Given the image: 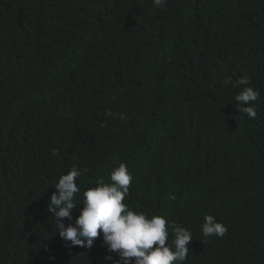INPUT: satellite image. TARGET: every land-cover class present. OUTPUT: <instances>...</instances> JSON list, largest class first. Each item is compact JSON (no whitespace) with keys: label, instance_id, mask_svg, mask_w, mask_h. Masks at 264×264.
<instances>
[{"label":"trees","instance_id":"1","mask_svg":"<svg viewBox=\"0 0 264 264\" xmlns=\"http://www.w3.org/2000/svg\"><path fill=\"white\" fill-rule=\"evenodd\" d=\"M3 1L15 39L0 45V264L119 259L107 246L72 252L66 242L64 249L47 207L53 182L96 149L109 150L97 166L80 167L89 170L76 178L82 190L99 178L107 183L110 170L123 163L133 177L124 200L132 209L191 227L212 209L243 242L258 245L257 264H264V218L249 216L253 200L264 203L262 165L243 166L238 179L220 186L203 165L183 167L169 156L170 135L178 134L174 117L190 132L200 125L217 132V115L228 120L218 113L245 86L233 88L225 79L251 77L264 129V11L246 22L238 18L245 0H170L148 15L115 0ZM104 51L116 55L100 59ZM143 141L155 148L157 160ZM138 171L149 173L139 178ZM205 191L215 193L197 200ZM161 194L168 205L153 206L154 198L145 197ZM71 214L66 226L80 209ZM204 254L195 247L182 264H241L222 251Z\"/></svg>","mask_w":264,"mask_h":264},{"label":"clouds","instance_id":"2","mask_svg":"<svg viewBox=\"0 0 264 264\" xmlns=\"http://www.w3.org/2000/svg\"><path fill=\"white\" fill-rule=\"evenodd\" d=\"M169 1L115 0L122 6L127 4L134 6L144 15L150 14L154 7L164 9ZM245 1L248 7L238 16L239 19L248 22L264 11V5L259 0ZM257 7L262 8L257 9ZM206 8L194 12L193 17L198 18ZM11 26L13 20L10 23L5 3L1 0L0 45H6L9 39H15ZM247 51L251 52L250 47H247ZM104 52L99 57L103 60L105 58L106 61L116 55L113 52ZM80 56L87 57L84 54ZM224 56L232 59L226 53ZM250 57L252 55L248 58ZM87 58L92 59V57ZM229 83L233 88L241 85L245 87L223 105L218 113L228 116V120L224 122L217 115L219 131L214 132L215 127L210 131L206 125H200L195 131L190 132L185 121L174 117L178 134L170 135L171 140L174 141L169 152L172 161L187 168L203 165L210 171L212 177L220 180V186L225 180L238 179L239 171L243 166L254 169L261 164L264 169V129L260 126L263 106L260 103V91L254 84L256 90L249 86L251 77L247 74L238 77L234 82L230 78L225 79L224 84ZM166 112L170 114L167 109ZM141 146L157 160L156 150L148 141ZM108 150L91 151L77 168L73 167L66 174H62L46 192L45 196L50 197L47 207L55 219L54 228L59 233L58 242L64 249L67 250L66 242L72 252L91 253L99 248L104 251L107 246L109 252H115L119 256L118 260H114L111 255L105 257L106 260L112 261V264H182L195 247H202L205 250L204 255L208 252L222 251L227 254L226 260L239 256L241 264H257L258 245L252 240L243 242L239 232L227 226L223 219L212 212V209L201 212L205 214L196 227L179 226L175 221L166 220L162 216L148 218L144 212L132 209V204L128 205V201L125 203L124 200L129 194L133 177L132 172L123 163L110 170L107 183L104 178H99L95 186L82 190L76 178H80L89 170L80 167L83 165L89 167L87 163L97 166ZM51 154L55 156L58 153L53 149ZM147 173L149 172L138 171L139 178ZM214 193L199 192L197 200L211 198ZM145 197L147 200L154 198L153 206L168 205L165 194L145 195ZM169 198L176 199L174 194ZM185 198L186 195H180L182 201ZM74 208L80 209V214L74 223L66 226L63 220L72 219L71 210ZM249 216L256 219L264 218V203L253 200ZM171 237L173 239L169 244L167 241Z\"/></svg>","mask_w":264,"mask_h":264},{"label":"bare ground","instance_id":"3","mask_svg":"<svg viewBox=\"0 0 264 264\" xmlns=\"http://www.w3.org/2000/svg\"><path fill=\"white\" fill-rule=\"evenodd\" d=\"M91 153V152H90ZM91 164V163H90ZM87 165H88V163H87ZM91 166H93L92 164H91Z\"/></svg>","mask_w":264,"mask_h":264}]
</instances>
